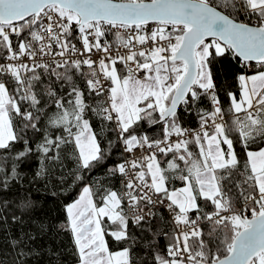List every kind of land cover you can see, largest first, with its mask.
<instances>
[{
    "label": "snow or ice",
    "instance_id": "1",
    "mask_svg": "<svg viewBox=\"0 0 264 264\" xmlns=\"http://www.w3.org/2000/svg\"><path fill=\"white\" fill-rule=\"evenodd\" d=\"M0 154V264L37 182L75 264H264V0H0Z\"/></svg>",
    "mask_w": 264,
    "mask_h": 264
},
{
    "label": "trees",
    "instance_id": "2",
    "mask_svg": "<svg viewBox=\"0 0 264 264\" xmlns=\"http://www.w3.org/2000/svg\"><path fill=\"white\" fill-rule=\"evenodd\" d=\"M186 126L193 127L192 124ZM17 149L21 148V145H16ZM195 151V148L193 149ZM119 159L118 156H114L113 160ZM0 163L10 164V160H4V154H0ZM112 160H109V164ZM36 167L35 161L33 162L29 171H34ZM174 186H181V182L176 180L172 182ZM78 189L70 188L66 192L59 195H53V192H59V189H53L49 185V190H45L43 182H37L35 189L33 190V199L35 201V207L32 210L31 216L35 220H27L26 224L22 227L25 231H32L37 234V239L33 242V247L39 252L38 257H34L31 264H75V257L72 255L73 245L69 235L58 234L53 235L51 231L47 234L39 233L38 225L42 222L59 221L63 219L64 213L62 210L63 203L67 199H71L76 194ZM16 230V226L13 225V231ZM49 249L55 251L56 255H52Z\"/></svg>",
    "mask_w": 264,
    "mask_h": 264
},
{
    "label": "built area",
    "instance_id": "3",
    "mask_svg": "<svg viewBox=\"0 0 264 264\" xmlns=\"http://www.w3.org/2000/svg\"><path fill=\"white\" fill-rule=\"evenodd\" d=\"M188 127H191V126H188Z\"/></svg>",
    "mask_w": 264,
    "mask_h": 264
}]
</instances>
